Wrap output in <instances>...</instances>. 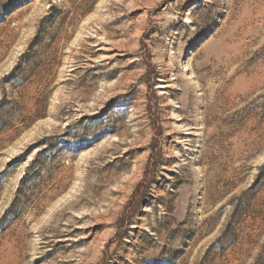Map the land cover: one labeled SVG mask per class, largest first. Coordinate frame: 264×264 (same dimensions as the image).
<instances>
[{
  "label": "rangeland",
  "instance_id": "obj_1",
  "mask_svg": "<svg viewBox=\"0 0 264 264\" xmlns=\"http://www.w3.org/2000/svg\"><path fill=\"white\" fill-rule=\"evenodd\" d=\"M0 264H264V0H0Z\"/></svg>",
  "mask_w": 264,
  "mask_h": 264
}]
</instances>
